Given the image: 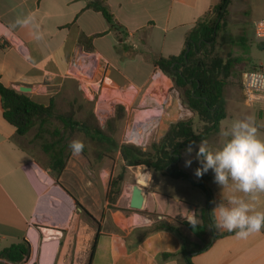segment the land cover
I'll return each instance as SVG.
<instances>
[{
    "label": "crops",
    "instance_id": "1",
    "mask_svg": "<svg viewBox=\"0 0 264 264\" xmlns=\"http://www.w3.org/2000/svg\"><path fill=\"white\" fill-rule=\"evenodd\" d=\"M92 1L0 0L1 83L17 91L20 86L31 87L32 92L26 95L47 106L72 84L68 74L84 55L98 61L104 86L119 91L130 86L127 94L134 96L136 90L153 88L152 81L157 78L153 60L179 56L188 34L221 0H108L122 31L112 30L101 13L87 9ZM29 14L34 17L32 25L16 23ZM83 36L94 37L92 51L83 45ZM123 66L136 72L141 66L150 67L152 72L140 85L133 81L123 85L127 79ZM170 80H164L165 86L171 83L173 87ZM227 120L228 116L221 122L220 132L206 140L209 151L219 150L231 138ZM32 131L23 137L17 134L4 118L0 96V251L28 241L32 249L28 264H89L96 244L91 264H187L181 255L182 238L192 244H200V240L186 227L143 235L160 222H188L186 217L193 212L201 224L206 199L200 188L150 169L144 176L141 166L128 167L122 192L111 203V180L119 167H124L119 152L115 160L105 158L96 163L71 150L65 169L58 175L40 144L35 143ZM193 151L197 153L198 147ZM188 156V152L184 154L180 168ZM199 163L182 170L194 174L196 182L203 181L211 190L213 208L236 195L264 211V194H257L258 202L247 194H231L230 184L219 186L212 171L197 177ZM135 185L146 193L140 211L130 208ZM196 190L201 194H190ZM77 204L93 216L100 229ZM36 216L47 218L46 222ZM39 227L60 234L50 243ZM217 233L207 250L192 255V264H264V229L247 239L230 232Z\"/></svg>",
    "mask_w": 264,
    "mask_h": 264
},
{
    "label": "trees",
    "instance_id": "2",
    "mask_svg": "<svg viewBox=\"0 0 264 264\" xmlns=\"http://www.w3.org/2000/svg\"><path fill=\"white\" fill-rule=\"evenodd\" d=\"M108 0H93L87 9L101 13L110 28L122 31L123 28L109 10ZM232 0H221L218 5L210 7L206 16L200 20L188 34L186 45L177 57L159 56L153 60L155 68L173 82V88L179 93L182 106L193 114V118L180 120L169 126L167 132L158 143L149 148L123 144L120 145L115 135L118 126L126 116L125 107L118 105L113 118L102 127L96 116L90 113L84 120L76 119V111L71 108L68 112L56 111L54 101L42 105L32 100L28 95L13 88L4 86L0 81V96L3 103L5 120L14 126L21 137L38 128L35 140L40 141L42 151L49 157L51 169L58 175L65 169L71 149L69 142L77 136L84 138L85 145L82 154L98 163L103 159H115L120 153L124 167H147L161 175L187 181L193 187L200 188L205 194L206 205L201 212L202 223L195 228L189 223L174 220L173 223L160 222L147 230L144 237L161 230L177 232L179 227H186L200 240V244H192L182 238L181 255L187 264L191 257L207 250L218 233L212 229L210 213L213 209V195L203 183L196 182L192 176L179 167V163L187 148L192 144L196 149L201 141H206L212 135L220 132L221 122L227 116V101L224 96V80L232 75L238 64L244 62L242 57L223 58L214 54L217 36L221 31V22L229 13ZM94 37L83 36L82 43L87 50H93ZM240 44L244 55H247V42L241 38ZM264 48V45L259 44ZM201 127L197 128L196 120ZM88 141V142H87ZM194 142V143H193ZM89 143V145H87ZM125 175L120 173L111 180L108 199L116 202L122 192ZM77 207L82 208L79 204ZM87 217L100 229V224L84 210ZM94 244L92 248L95 251ZM32 257V249L28 241L13 245L0 251V261L13 264H28Z\"/></svg>",
    "mask_w": 264,
    "mask_h": 264
},
{
    "label": "rangeland",
    "instance_id": "3",
    "mask_svg": "<svg viewBox=\"0 0 264 264\" xmlns=\"http://www.w3.org/2000/svg\"><path fill=\"white\" fill-rule=\"evenodd\" d=\"M258 19H264V0H232L229 13L223 21H220L222 29L217 36V43L213 55H218L223 58L228 56L232 58L242 57L244 59V62L235 67L232 75L224 80V96L227 101L226 113L228 116L226 123L230 126V132L232 131V124L235 121L252 117L258 128L257 135L259 138L264 139V130L262 128L264 124V114L259 108H248L245 106L243 93L241 91L243 73L246 71H254L260 66L264 67V48L260 47L253 37V22ZM241 38L246 39L248 49L247 55L243 54L244 51L240 44L235 45V43L240 42L239 40ZM86 61L88 64H85V67L81 62L77 63L78 68L72 67L68 74V77H70L69 82H72V84L57 93L54 99L57 112L65 113L73 108L76 111V119L79 121L84 120L90 113H93L99 124L104 127L106 122L114 117L116 107L118 105H125L129 110H127L123 122L119 124L120 128L115 138L120 145L128 144L143 149L149 148L153 143H158L165 135L171 123L193 118V114L182 106L179 93L171 87V83H169V86H165L162 91L163 97L160 95L157 96L156 90L163 89L160 81L169 79L161 70L156 69L154 71V77L157 78L155 81H152L153 88L145 89L142 92L136 90V94L130 97L127 94L130 86H126L120 91L109 88L106 85L104 86L102 78L100 77L98 61H90V59ZM122 68L124 74L127 76V79L122 82L123 85L128 84L129 81H133L140 85L152 72V68L143 66H141L138 72L128 70L125 66ZM108 89H110V93L107 92ZM136 95L138 96L136 102L132 103L131 100H133ZM158 98L162 100L160 103L158 102ZM168 102H171L170 105ZM195 120L197 128H200V122L197 118ZM154 123L155 126L150 127L149 130L146 131L144 126L147 127ZM249 123H252V121L250 120ZM37 132L38 128L32 131V135L37 134ZM140 132L146 136L142 142L138 141V134ZM83 139L84 138L77 136L75 140L84 141ZM35 143L39 145L40 141L35 140ZM87 145H89V143H87ZM187 160H191V163L200 161L195 151H193L189 153L188 158L182 162L181 169H186ZM200 165L201 162L199 163V166ZM141 168L145 173L144 176H146V170L149 168L143 166H141ZM144 168L146 169L144 170ZM128 170L129 169L125 167H119L118 170V175L120 173L125 175L124 183L128 177ZM192 178L194 179V174H192ZM131 182L134 183L133 178ZM228 184H230L231 194H244L236 189L235 183L231 181V179H229ZM169 188L170 186L167 189ZM164 191H166V188ZM196 192L201 194L198 190L194 192L190 191V194H198ZM93 224L94 223H92V225ZM44 233L46 239L50 240V243L54 242L51 241L54 236H49L54 233L46 230Z\"/></svg>",
    "mask_w": 264,
    "mask_h": 264
},
{
    "label": "clouds",
    "instance_id": "4",
    "mask_svg": "<svg viewBox=\"0 0 264 264\" xmlns=\"http://www.w3.org/2000/svg\"><path fill=\"white\" fill-rule=\"evenodd\" d=\"M34 17L29 14L18 18L16 23L22 26L32 25ZM252 123H249V121ZM258 128L254 118L237 120L232 124L231 138L217 151H209L207 142L198 145L197 157L201 167L196 170V176L212 170L214 182L219 186H227L229 179L235 183L239 192L250 196L252 201L258 202V193H264V139L257 135ZM194 143V142H193ZM85 145L80 140L69 142V148L74 155L83 152ZM193 151L192 144L187 152ZM191 160L186 161V166ZM211 227L216 232L227 231L234 233L239 239H247L264 229V211L257 210L255 203H249L240 196L231 195L227 203L217 204L210 213ZM195 228L199 220L193 212L186 217Z\"/></svg>",
    "mask_w": 264,
    "mask_h": 264
},
{
    "label": "built area",
    "instance_id": "5",
    "mask_svg": "<svg viewBox=\"0 0 264 264\" xmlns=\"http://www.w3.org/2000/svg\"><path fill=\"white\" fill-rule=\"evenodd\" d=\"M253 31H254L253 37H254L255 42H257L258 44L264 45V19H258L253 22ZM18 47L22 51V53L26 55V52L23 50L22 46L19 45ZM88 59L90 58L87 56H84V55L81 56L77 60V62L73 65V68H78L77 63L79 62H81L83 66L85 64H88L86 61ZM91 60L92 59H90V61ZM241 91L243 93V99H244L245 106H247L248 108H259L260 111L264 114V67L260 66L254 71H246L243 73L242 80H241ZM36 218L42 220V222H46V219H47V218L43 219L37 216ZM39 229L45 235L44 233L45 229H43L42 227H39ZM49 232L55 233V235L50 234L49 235L50 237L52 236L56 237V236H59L60 234V232H54V231H49ZM223 232L229 233L227 231H223ZM0 264H13V263L6 261V262H0Z\"/></svg>",
    "mask_w": 264,
    "mask_h": 264
},
{
    "label": "water",
    "instance_id": "6",
    "mask_svg": "<svg viewBox=\"0 0 264 264\" xmlns=\"http://www.w3.org/2000/svg\"><path fill=\"white\" fill-rule=\"evenodd\" d=\"M19 91L24 94H30L32 92V88L28 86H20ZM145 200L146 193L141 189V187L135 185L132 189L130 208L137 211L142 210Z\"/></svg>",
    "mask_w": 264,
    "mask_h": 264
},
{
    "label": "bare ground",
    "instance_id": "7",
    "mask_svg": "<svg viewBox=\"0 0 264 264\" xmlns=\"http://www.w3.org/2000/svg\"><path fill=\"white\" fill-rule=\"evenodd\" d=\"M81 66H82V65H81ZM159 76H160V75H159ZM160 83L162 84L163 89H157V90H156V94H157V96H158V95L162 96V91H163L164 88H165V81H164V80H161ZM162 97H163V96H162ZM158 100H159V101H158L159 103L162 101V100L159 99V98H158ZM170 103H171V102H168L169 105H170ZM166 104H167V103H166ZM169 105H168V106H169ZM152 126H155V123L152 124V125H149V126H147V127H146V126H144V127L146 128V131H148L149 128L152 127ZM156 127H157V126H156ZM154 130H155V129H154ZM140 131H141V130H140ZM149 134H150V133H149ZM148 136H149V135H148ZM145 137H146V136H145L144 134H142V132H140V133L138 134V141H139V142H142V141L145 139Z\"/></svg>",
    "mask_w": 264,
    "mask_h": 264
}]
</instances>
